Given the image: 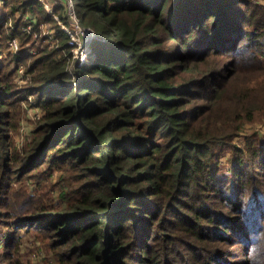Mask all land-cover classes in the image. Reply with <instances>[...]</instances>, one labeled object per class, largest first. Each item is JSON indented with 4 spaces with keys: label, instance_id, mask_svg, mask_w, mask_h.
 I'll use <instances>...</instances> for the list:
<instances>
[{
    "label": "trees",
    "instance_id": "1",
    "mask_svg": "<svg viewBox=\"0 0 264 264\" xmlns=\"http://www.w3.org/2000/svg\"><path fill=\"white\" fill-rule=\"evenodd\" d=\"M80 4V25L106 41H92L96 61L72 71L61 7L0 0L13 21H0L1 259L22 264L19 232L32 230L54 264H264V140L244 131L264 125V5ZM17 12L36 33L54 29L57 43L41 35L45 47L23 53L32 36ZM18 64L31 75L23 89ZM24 92L44 116L17 149ZM55 172L62 207L50 194Z\"/></svg>",
    "mask_w": 264,
    "mask_h": 264
},
{
    "label": "rangeland",
    "instance_id": "2",
    "mask_svg": "<svg viewBox=\"0 0 264 264\" xmlns=\"http://www.w3.org/2000/svg\"><path fill=\"white\" fill-rule=\"evenodd\" d=\"M42 1L46 2V5L48 6V8L51 11H53L55 8L61 7L62 12H63L62 15L65 18L69 19V21H70L69 25L74 26V29H75V26L78 23H80V21L78 19L77 10H76V8H77L76 5H78V6L81 5L80 0H42ZM254 1L264 5V0H254ZM79 8H81V6ZM7 13H9L8 10L3 8L2 6H0V19H1L0 21H5V20L7 21L8 20L9 14H7ZM15 19L21 20V24H20L21 31L28 33L30 36H32V42L25 45L26 49L23 52L25 54H35L37 51V48L43 49L45 47V44L40 42L41 35L44 37H45V35H47L46 39L48 40V43L51 42V40L49 39V37L51 35L56 36L55 30L50 29L46 26L38 27L40 33H36V31H35L36 29H34V27H32V24L30 23L32 21H30V19L25 18L23 16L21 17L18 12L15 15ZM6 21H5V23H6ZM59 24H60V26H63L62 23H59ZM6 25L11 28L13 25V21L8 20ZM84 29H87V28H84ZM87 30H88L90 36L85 37L84 35H80L79 40H81L82 38H85V39L90 38V40L88 42H86V44H85L86 46H88V50L83 52L82 50L84 49V47L82 46V48L78 54H74L72 52L73 57L70 60V65H69L70 69L86 68V66L88 67L91 64H93L97 59V55L94 52V49H92L90 47L91 42L92 41H101V42L106 41L105 38L102 37L101 35L96 37L95 36L96 33H94L90 29H87ZM79 33H81V31ZM12 39H15L18 42V45H19L18 52L14 51L11 48L12 46L10 45V41ZM83 40L84 39H82V41ZM7 43H8V49L12 54H16V52H17V54L20 53L21 43H20V40L17 36L9 39ZM56 43L57 42L54 41L53 43H51V46H54ZM88 52L92 53V55L94 57V61L91 64H88L89 63V57H90ZM76 58L78 59V61L75 65ZM83 60L85 61V64H83L82 66L79 67V62L80 61L82 62ZM74 65L76 66V68L73 67ZM18 66H22L23 69L25 68L22 64H18ZM24 71H25V69H24ZM21 78L22 79L19 80L16 76V73H14L15 83L17 84V86L20 89H23V87H25L30 82L31 75L26 74L24 72V75ZM24 96L26 98V101L22 103L23 110H24V117L20 123L18 133L14 136V144H15L17 149L24 148L28 143H30L32 141V138H33L32 137V131L35 129V126L37 125V123L44 116V109L38 105L35 96L33 94L25 93V92H24ZM244 131H246L248 134H250L251 131H257L258 136L262 140H264V125H263V123H261L259 121H256L252 125H248ZM242 135L243 136H241L240 138H238L235 141V143H237L238 145H241L244 143L243 137L245 136V134H242ZM62 176H63V173L62 174H59L58 172L53 173V175L51 177V181L53 182V184H52V187L50 188V194L57 199L56 205L61 206V207L63 206V204L60 203V196H59L60 187H59V185L64 186V184H65L64 181H63L64 184H63V182L61 183ZM26 186H27V189L28 188L30 189L31 187H33L35 185H32L31 182H27ZM19 233H20L19 236L21 239V244L16 245V250L19 251V255L15 253L14 257L15 258L19 257L20 263H22V264H54L52 256L46 252L45 248L41 244H39V242L37 241L38 236L32 230H30L29 233H25L23 231H20ZM5 241H6V237L1 235L0 236V253L2 254V256H0V264H6L7 263L6 260L1 259V257H3L5 255V253H4ZM235 249H236V251H238L237 247ZM242 260H243V256H240V259L235 260V261L238 262V261H242Z\"/></svg>",
    "mask_w": 264,
    "mask_h": 264
},
{
    "label": "built area",
    "instance_id": "3",
    "mask_svg": "<svg viewBox=\"0 0 264 264\" xmlns=\"http://www.w3.org/2000/svg\"><path fill=\"white\" fill-rule=\"evenodd\" d=\"M30 28V27H29ZM68 34H70L71 38L68 42V45L69 47H71V54L73 55L74 54H78L82 48V46L84 47V49L82 50L83 52L84 51H87L88 50V46H86V42H88L90 40V38L88 39H85V38H82L84 39L82 41L79 40V36L80 35H84L85 37L87 36H90L89 35V32L87 29H84L83 27L80 26V23H78L76 26H75V29H74V26H71L70 29L66 30ZM81 31V33H79ZM96 37H98L99 35H95ZM45 37H47V35H45ZM92 38V37H91ZM94 38V37H93ZM50 40L54 41L55 40V35H51L49 37ZM10 45L12 46L11 48L14 50V51H17L18 52V48H19V45H18V42L15 40V39H12L10 41ZM16 52V54H17ZM73 52V53H72ZM88 54L90 55L89 57V63L88 64H91L93 61H94V57L92 55V53L88 52ZM73 57V56H72ZM93 57V58H92ZM78 59L76 58V62H75V65L77 63ZM83 64H85V61L83 60L82 62L80 61L79 62V67L82 66ZM73 66L76 68V66ZM92 65V64H91ZM87 67V66H86ZM72 71L74 69H71ZM24 69L22 66H16L15 68V73H16V76L17 78L20 80L22 79L21 77L24 75ZM16 78V77H15Z\"/></svg>",
    "mask_w": 264,
    "mask_h": 264
}]
</instances>
